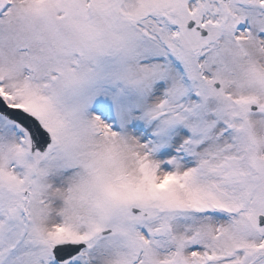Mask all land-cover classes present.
<instances>
[{"label": "snow or ice", "instance_id": "obj_1", "mask_svg": "<svg viewBox=\"0 0 264 264\" xmlns=\"http://www.w3.org/2000/svg\"><path fill=\"white\" fill-rule=\"evenodd\" d=\"M0 264H264V0H0Z\"/></svg>", "mask_w": 264, "mask_h": 264}]
</instances>
